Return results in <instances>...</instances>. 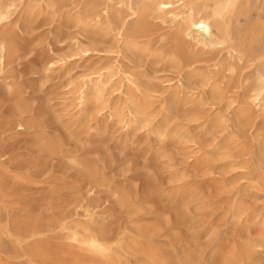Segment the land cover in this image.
I'll return each mask as SVG.
<instances>
[{
	"label": "rangeland",
	"instance_id": "rangeland-1",
	"mask_svg": "<svg viewBox=\"0 0 264 264\" xmlns=\"http://www.w3.org/2000/svg\"><path fill=\"white\" fill-rule=\"evenodd\" d=\"M247 22L262 32L263 41L255 47L264 51V9L252 7L249 15L241 14L239 24ZM49 27L41 26L26 35L32 37V45L7 66L8 79L0 74V260L5 264L69 260L77 248L69 246L63 224L87 222L85 207L90 202L98 211L97 229H106L109 236L142 240L136 226H156L155 244L167 264H188V257L196 260L194 264H264V248L258 245L264 238V159L259 156L264 108L257 110L248 103L252 67L243 66L234 74L229 96L220 103L200 105L198 95L173 102L169 86L177 82V73L156 71L157 65L128 57L113 41L95 44L79 34L88 49L82 52L73 45L78 38H73L76 28L58 42L47 33ZM170 32L169 25L151 19L147 38L161 45V38ZM49 53L56 60L65 59L54 72L39 78L31 72V61ZM226 53H207L196 65L212 70ZM90 64L92 69L87 67ZM113 64L131 71L141 90H148L155 100L150 123L125 129L111 116L110 107L100 110L96 105L90 106L94 111L90 115L61 117L62 98L71 99V87L82 77L93 76L100 66ZM5 81L14 82L25 98L34 100L35 112L44 98H51L48 104L58 116L56 122L26 129L6 124L12 118V100L5 95ZM32 82L38 88H31ZM193 87L189 91L202 96V87ZM121 96L125 95L119 90L112 91L107 103L119 105ZM232 98L236 103L227 108L226 102ZM238 103L252 107L251 127L233 121ZM218 113L225 115L221 122L215 121ZM157 127H162L163 135L156 133ZM42 129L48 135L61 136L64 144L58 154L41 149L36 137ZM70 155L98 164L92 180L82 179L70 166ZM123 188L131 195L126 205L116 193ZM181 208L183 219L178 216ZM60 217L62 225L55 223ZM40 226L46 229L41 235L28 236L27 229ZM36 244L49 245L53 252L35 255ZM248 249L253 250L251 259ZM130 259L131 264H139L136 258Z\"/></svg>",
	"mask_w": 264,
	"mask_h": 264
},
{
	"label": "bare ground",
	"instance_id": "bare-ground-1",
	"mask_svg": "<svg viewBox=\"0 0 264 264\" xmlns=\"http://www.w3.org/2000/svg\"><path fill=\"white\" fill-rule=\"evenodd\" d=\"M258 6L264 9V0H0V74L8 79L7 66L22 49L32 45V37L28 39L26 35L31 36L41 26L50 25L47 33L55 35L58 42H62L70 36L68 31L76 28L73 38H78L73 45L82 52L88 49L84 48L79 34L95 44L113 41L128 57L132 56L140 63L157 65L156 71L170 70L177 73V82L169 86V98L173 102L198 95L200 105L220 103L229 96L234 74L243 66L252 67V87L247 99L250 105L261 110L264 108V51H258L255 43L260 46L263 35L250 22L244 26L239 24L241 14L249 15L251 8ZM151 19H159L162 25H169L171 32L161 38L164 40L161 45L147 38ZM224 50L227 51L225 57L215 62L212 70L206 71L196 65L203 61L205 54ZM64 59L56 60L51 53L41 54L31 61V72L39 74V78L45 77L54 72L57 63ZM93 66L87 65L89 69ZM97 70L93 76L82 77L71 87V99L62 98L61 117L69 115V119H74L79 113L90 115L94 112L90 106L96 105L100 110L110 107L111 116L123 123L125 129L136 124L148 125L155 100L151 99L148 90H141L134 74L115 64L102 65ZM30 85L31 88H38L37 82ZM194 85L202 87V96L190 92L195 90ZM116 90L125 96H121L124 98L119 105L113 106L107 103V96ZM4 92L12 100V118L6 124L26 129L42 128L45 123L51 125L56 122L58 116L54 115L48 104L51 98H44L35 112L34 100L25 98L22 88L14 82L5 81ZM234 103L236 100L232 98L226 102V107H232ZM251 109V106L238 103L233 114L235 124L251 127ZM127 113L130 114L129 118ZM224 116L216 114L215 121L221 122ZM156 133L163 135L162 127H157ZM36 140L42 150L52 155L58 154L64 144L61 136L48 135L43 129L37 134ZM259 142V156L264 159V142L261 139ZM69 163L81 173L82 179L92 180L98 172L95 161L79 155H70ZM2 171L0 162V177ZM116 193L121 204L130 203L131 195L125 188ZM182 210L178 213L181 219L185 216ZM242 210L239 208L240 212ZM85 213L87 222L63 224L62 217L55 220L58 225H64L69 246L77 248L69 260H61L58 264H131V257L136 258L139 264H167L161 248L155 244L154 235L158 232L156 226H136V232L142 240L137 237L109 236L106 229L96 227L99 220L95 205L89 202ZM45 230L40 226L29 228L27 232L28 236L35 237ZM258 245L264 248V238ZM51 252L49 245L36 244L33 249L35 255H50ZM252 252L251 249L247 250L249 259L252 258ZM194 263L196 260L188 257V264ZM0 264L5 263L0 260Z\"/></svg>",
	"mask_w": 264,
	"mask_h": 264
}]
</instances>
